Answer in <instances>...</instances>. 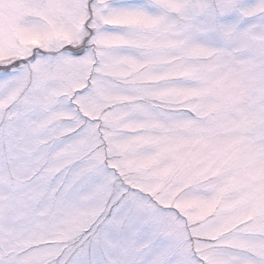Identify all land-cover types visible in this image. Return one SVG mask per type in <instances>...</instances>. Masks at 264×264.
<instances>
[{
  "label": "snow or ice",
  "instance_id": "obj_1",
  "mask_svg": "<svg viewBox=\"0 0 264 264\" xmlns=\"http://www.w3.org/2000/svg\"><path fill=\"white\" fill-rule=\"evenodd\" d=\"M0 264H264V0H0Z\"/></svg>",
  "mask_w": 264,
  "mask_h": 264
}]
</instances>
